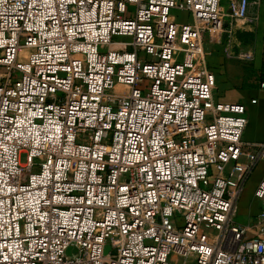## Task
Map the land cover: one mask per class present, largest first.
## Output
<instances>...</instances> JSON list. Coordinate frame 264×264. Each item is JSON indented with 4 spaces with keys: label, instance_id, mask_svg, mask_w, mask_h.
<instances>
[{
    "label": "built area",
    "instance_id": "1",
    "mask_svg": "<svg viewBox=\"0 0 264 264\" xmlns=\"http://www.w3.org/2000/svg\"><path fill=\"white\" fill-rule=\"evenodd\" d=\"M262 1L0 0V264H264V141L203 47Z\"/></svg>",
    "mask_w": 264,
    "mask_h": 264
},
{
    "label": "crops",
    "instance_id": "2",
    "mask_svg": "<svg viewBox=\"0 0 264 264\" xmlns=\"http://www.w3.org/2000/svg\"><path fill=\"white\" fill-rule=\"evenodd\" d=\"M235 33L240 51L249 52L251 57H240L243 63L237 69L236 77L227 81L228 94L234 95L229 101L245 105L247 124L242 141L255 150L256 145L264 141V91L258 86L264 78V1L250 9L245 23ZM263 177L264 162L259 161L244 182L236 202V222L245 224L255 219L262 202L253 197V192ZM253 233L254 229H250L249 235Z\"/></svg>",
    "mask_w": 264,
    "mask_h": 264
},
{
    "label": "rangeland",
    "instance_id": "3",
    "mask_svg": "<svg viewBox=\"0 0 264 264\" xmlns=\"http://www.w3.org/2000/svg\"><path fill=\"white\" fill-rule=\"evenodd\" d=\"M221 7L223 11H227L226 0H222ZM130 9L133 10V7L131 6ZM170 13L175 17L177 22L185 23L191 21L190 15L184 10L172 8ZM226 28L224 26L221 30H206L203 34V47L208 68L216 74L215 100L231 102L229 99L234 95L228 94L230 89H227V81L236 77L237 69L241 67L240 64L243 62H241L242 60L238 56L240 47L235 31L232 33L231 48L229 49L227 46ZM116 39L130 40V37L118 36ZM246 72L250 71L247 70ZM249 75L251 76V74ZM20 161L21 163H25V153H21Z\"/></svg>",
    "mask_w": 264,
    "mask_h": 264
},
{
    "label": "trees",
    "instance_id": "4",
    "mask_svg": "<svg viewBox=\"0 0 264 264\" xmlns=\"http://www.w3.org/2000/svg\"><path fill=\"white\" fill-rule=\"evenodd\" d=\"M264 79V78H263Z\"/></svg>",
    "mask_w": 264,
    "mask_h": 264
}]
</instances>
